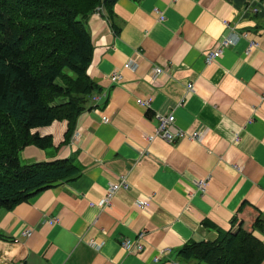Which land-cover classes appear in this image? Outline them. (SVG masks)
Masks as SVG:
<instances>
[{"label":"crops","instance_id":"0c3cea01","mask_svg":"<svg viewBox=\"0 0 264 264\" xmlns=\"http://www.w3.org/2000/svg\"><path fill=\"white\" fill-rule=\"evenodd\" d=\"M225 23L258 46L247 52L240 38L206 63ZM87 27V74L99 99H89L68 140L66 123L55 121L34 130L52 135V146L19 154L22 164L72 157L78 173L0 210V264H193L177 253L186 243L215 239L234 217L264 220V0H116L110 14L94 11ZM169 112L182 130H204L202 138L148 143L157 114ZM120 175L129 189L98 207ZM141 231L143 250L126 252L120 239ZM165 247L170 252L155 262Z\"/></svg>","mask_w":264,"mask_h":264},{"label":"trees","instance_id":"16d2710c","mask_svg":"<svg viewBox=\"0 0 264 264\" xmlns=\"http://www.w3.org/2000/svg\"><path fill=\"white\" fill-rule=\"evenodd\" d=\"M116 0H0V210L78 173L72 157L22 164L28 146H52L37 128L65 122L64 141L97 87L87 74L93 47L87 19L97 8L112 12ZM234 217L213 240L178 250L193 264H261L264 220ZM3 235L0 233V238Z\"/></svg>","mask_w":264,"mask_h":264},{"label":"built area","instance_id":"2783aa9c","mask_svg":"<svg viewBox=\"0 0 264 264\" xmlns=\"http://www.w3.org/2000/svg\"><path fill=\"white\" fill-rule=\"evenodd\" d=\"M101 8H97V10H100ZM155 13L158 15L159 20L163 19V15L160 10L155 9ZM228 31L224 35H222L216 42V45L206 51L204 53V60L206 63H210L216 58L220 57L224 51L225 48H228L232 45H234L238 39L240 38H246L248 39L249 43L247 46V52L251 50L252 47H257L258 42L255 40L248 38V33L246 31L244 32H236L233 27L230 26L229 23H225ZM124 67H131V61L124 64ZM163 72V69L160 67L154 68V74L159 75ZM121 79V75L118 72H113L110 75V81L112 83H117ZM192 84H188L187 88L192 89ZM91 100L94 102L99 99V96L97 93H93L90 96ZM137 103L141 106L148 107L149 106V100H143V99H137ZM157 125L154 128V131L151 134L146 135V140L148 143H151L155 138H161L166 142L172 143L180 138H188L191 140H197L199 141L202 138L203 131L197 130L192 132H186L182 130L181 128L177 127L175 124V116L172 112L169 113H160L157 114ZM103 122H107V117L102 116ZM234 139L237 141L239 139L238 134H235ZM238 170L241 169V166L239 164L234 165ZM197 186L201 189H203L207 184V179H200L196 182ZM129 189V183L126 180V177L124 175H120L117 181L110 182L108 184L107 190L105 194L99 199V201L96 203V205L100 208H105L111 204V201L115 194L117 192H120L122 190H128ZM148 204V199L143 200L140 202V206L144 208ZM93 205V204H92ZM55 219H50L48 223H52ZM31 229L28 228L23 232V235H30ZM144 236V231H141L137 234V236L134 239H130L128 237H122L119 241L120 246L126 251V252H140L143 250V244L141 242L142 238ZM170 252L169 247L162 248L158 255L154 256V261L157 262L160 260V257L162 255H167ZM170 264H176L175 262H171Z\"/></svg>","mask_w":264,"mask_h":264},{"label":"rangeland","instance_id":"374dc122","mask_svg":"<svg viewBox=\"0 0 264 264\" xmlns=\"http://www.w3.org/2000/svg\"><path fill=\"white\" fill-rule=\"evenodd\" d=\"M21 161H23V160L21 159Z\"/></svg>","mask_w":264,"mask_h":264}]
</instances>
